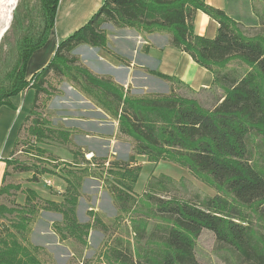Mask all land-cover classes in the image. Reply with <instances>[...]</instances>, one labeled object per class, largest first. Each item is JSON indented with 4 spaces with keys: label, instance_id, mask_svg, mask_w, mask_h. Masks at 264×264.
<instances>
[{
    "label": "trees",
    "instance_id": "trees-1",
    "mask_svg": "<svg viewBox=\"0 0 264 264\" xmlns=\"http://www.w3.org/2000/svg\"><path fill=\"white\" fill-rule=\"evenodd\" d=\"M59 2L39 0L38 22L24 0L18 3L10 28L18 27L22 33L16 39L13 62L4 70L0 67V106L13 107V96L34 88L33 106L24 120H32L30 134L47 145L69 146L72 131L54 126L38 111L58 93L62 82L69 80L118 121L119 135L131 142L133 153L127 162L97 157L88 160L81 148L68 147L74 160L59 163L63 171L42 169L32 178L39 181L44 173L64 178L67 188L62 201L43 198L30 187L6 183V170L0 200L2 195L21 189L25 201L16 206L0 203V217L14 215L7 227L0 228V264H45L39 256L42 248L29 242L41 210L62 215L61 223L53 225L60 240L73 239L86 246L93 228L110 231L95 210L90 211L88 222L82 223L77 217L84 178L99 177L102 172L98 175L95 170L105 165L117 179L111 191L120 211L115 221L121 223L122 216L128 214L130 225L125 232L133 235L134 243L115 235L106 241L96 262L83 260L78 264H205L196 253V240L204 230L233 250L237 264H264V27L255 35H246L224 10L206 0H104L85 24L59 42L50 61L28 79L29 59L47 43ZM21 6L22 17L18 14ZM198 11L218 21L214 38L195 32ZM106 23L146 33H169L173 46L213 73L212 87L202 89L211 92L213 106L173 91L134 96L110 78L95 75L73 51L81 44L105 47ZM160 76L171 81L170 90L175 83L184 85L175 78ZM53 77L58 79V86L52 83ZM18 143L19 136L11 156ZM138 155L150 162L168 160L185 167L216 194L195 193L191 199L170 195L178 182L161 173L151 175L143 193L137 195L134 188L142 170L136 161ZM11 159L5 160L6 168ZM54 160L60 161L58 157ZM247 208L257 215V223L253 224Z\"/></svg>",
    "mask_w": 264,
    "mask_h": 264
},
{
    "label": "crops",
    "instance_id": "crops-1",
    "mask_svg": "<svg viewBox=\"0 0 264 264\" xmlns=\"http://www.w3.org/2000/svg\"><path fill=\"white\" fill-rule=\"evenodd\" d=\"M206 1L224 10L239 24L246 35H255L264 27L262 24L264 3L261 1ZM103 2L104 0H60L54 28L47 43L32 53L27 65L26 77L31 78L36 71L43 68L54 55L59 42L85 24ZM103 28L107 33L105 47L81 44L74 49V54L95 75L110 78L131 95L144 96L169 92L172 83L160 74L175 78L195 90L212 87L213 73L197 63L189 53L173 46L169 33L163 31L146 33L134 27L117 28L111 23H106ZM218 28L219 23L216 19L203 11L196 13L194 29L198 35L214 38ZM34 97L35 89L29 88L11 98L13 107L0 106V187L6 171L5 160L11 157L21 125L32 109ZM49 109L50 120L54 126L72 131L69 146H50L59 160L73 162L74 156L68 147L81 148L88 160L92 157L108 158V161L123 160L131 156L130 143L118 136V121L69 80L63 81L59 86V91L52 98ZM52 176L58 178L56 188H53L54 182L51 179H45L51 185L49 187L51 189L47 192H40L34 182H30V188L36 190L43 198L62 201L67 182L60 176ZM82 189L87 194L80 198V201L82 199L80 205L85 204L90 210L113 212L115 207L113 198L103 188L101 180L96 177H86ZM41 216L36 225L41 227L38 232L46 235L47 245L50 246L55 242L56 251H63V256L71 255L55 232L50 231L56 220L49 217L48 221Z\"/></svg>",
    "mask_w": 264,
    "mask_h": 264
},
{
    "label": "rangeland",
    "instance_id": "rangeland-1",
    "mask_svg": "<svg viewBox=\"0 0 264 264\" xmlns=\"http://www.w3.org/2000/svg\"><path fill=\"white\" fill-rule=\"evenodd\" d=\"M20 1L21 0H19L18 3H20ZM24 2L30 7L33 15V20L38 22L39 0H24ZM23 8L24 6H21L18 10V14H20V17H22ZM5 33L3 35L4 38L2 37L3 40L0 41L1 46H3L0 48V67L2 66L1 68H3V70L4 67L10 66V64L14 60V48L16 39L22 33V31L18 27H11ZM52 83L55 84V86H58L59 81L57 78L53 77ZM171 91L181 96L196 98L207 107H212L214 104L211 92L206 90H195L188 86L181 85L180 83H175L173 85V90H170L165 94H169ZM220 93L221 91H219V94ZM53 97L54 95L48 101L45 108L38 109L42 117L50 119L51 111L49 109V105ZM41 101L39 102V105L42 104ZM31 125L32 120L29 119L24 121V125L19 134V143L17 145V150L11 156V163L7 165L6 168L8 173L6 183H12L16 185L18 184L22 189H25L27 187H30V182H34L36 183V186L39 188L40 192H47L49 191V189H51L49 188L51 185L49 184V181L45 179L53 180V188H56L58 184V178L52 176L54 174L44 173L39 175V181H33L32 178L34 174L38 173L42 169H50L55 170L56 172H61L63 171V169H61L63 165L59 163H63L64 161L54 160L55 158L57 159V157L51 150V145H47L43 142L38 141L35 136L30 134ZM118 136L124 141L129 142L132 147V144L129 140L122 138L120 135ZM41 150H45L43 151L44 153L41 152ZM129 158L123 159V161L127 162ZM136 158L137 163L142 166L141 173L134 188V192L137 195L143 193L146 187L147 180L151 175L158 176L161 173L172 177L178 182L176 186H173L171 188V191L169 193L170 195L184 199H191L195 193H199L202 196H212L216 194L215 189L207 185L205 182L194 177L185 167H182L174 162L162 160L160 162L154 163L148 161L147 157L144 155H138ZM24 166H27L32 170H23ZM106 167V165L105 168L99 167V169H96L95 171L99 172L98 175L100 174V172H102V174H100L97 179L101 180V182L103 183V188L108 193H110L113 198V193L111 192L113 188L112 186L115 184L117 179L113 177L112 174L108 173V169ZM86 194L87 193H84L81 187V196L79 197V202L77 205V217L78 220L82 223L88 222L92 218V215L90 214L91 210L88 209L85 204H83V206L82 204L80 205V202L82 203V199L80 201V198H82V196ZM24 201L25 194L21 191V189H19L12 190V192L8 195H2L0 203L6 204L7 206H16L22 205ZM113 202L115 207L112 213L107 211H97L103 218V220L110 226V231L103 232L99 228H93L90 231L88 244L86 246L79 244L73 239L60 240L61 244H64L67 247V250L71 252V255L63 256V251H56L54 249L55 242H52L50 246L47 245V241L45 239L46 235H42V233L38 232L41 227L39 228L36 223L38 222L40 215H42L41 217L48 221V218L51 217L56 221L52 224L50 231H54L59 238V235L56 233L53 226L55 223H61L62 221V215L57 212L46 210H41L39 212L29 234V242L42 248V250L39 252V256L45 264H78L83 260H88L91 263H94L96 262V259L97 257H99L100 253L104 250L106 241H110L111 238H113L115 235H123L132 243H134L133 235L125 232L127 226L130 225L128 214H124L122 216L121 223L115 221V217L120 214V211L117 209L115 201ZM246 211L250 215L253 224L257 223V215L253 212V210L247 208ZM13 220L14 215L11 214L0 217V228L2 227L3 229L7 227ZM73 253H75L74 256ZM196 253L198 258L205 264H237L233 250L218 243L214 234L208 230H204L197 238Z\"/></svg>",
    "mask_w": 264,
    "mask_h": 264
},
{
    "label": "bare ground",
    "instance_id": "bare-ground-1",
    "mask_svg": "<svg viewBox=\"0 0 264 264\" xmlns=\"http://www.w3.org/2000/svg\"><path fill=\"white\" fill-rule=\"evenodd\" d=\"M19 0H0V41L5 33V29L10 25L14 8Z\"/></svg>",
    "mask_w": 264,
    "mask_h": 264
},
{
    "label": "water",
    "instance_id": "water-1",
    "mask_svg": "<svg viewBox=\"0 0 264 264\" xmlns=\"http://www.w3.org/2000/svg\"><path fill=\"white\" fill-rule=\"evenodd\" d=\"M16 7H17V6H16ZM16 7L14 8V11H15ZM13 17H14V13H13V16H12V20H13ZM12 20H11V23H12ZM11 23H10V25H8V26L6 27L5 32H7V30L10 28Z\"/></svg>",
    "mask_w": 264,
    "mask_h": 264
}]
</instances>
